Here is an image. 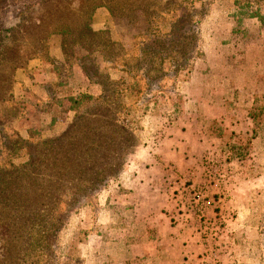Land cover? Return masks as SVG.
Wrapping results in <instances>:
<instances>
[{
  "label": "rangeland",
  "instance_id": "1",
  "mask_svg": "<svg viewBox=\"0 0 264 264\" xmlns=\"http://www.w3.org/2000/svg\"><path fill=\"white\" fill-rule=\"evenodd\" d=\"M36 2L0 0V163L5 165L27 162L33 143L62 132L76 112L93 108L101 91L81 69L79 58L86 51L69 42L63 48L58 34L45 43L37 39L44 45L33 57L20 55V45H28L22 39L34 35H22L19 20L29 18V6ZM243 2L150 0L146 27L143 20L133 26L126 17H114L106 6L83 18L93 30L124 44L128 61H135L151 39L147 30L168 34L182 8L193 9L199 54L193 53L176 76L167 60L161 79L148 70L149 53L131 72L97 55L104 73L125 83L122 103L110 107L136 137L127 144L120 173L67 207L53 253L40 264H264V20L237 13ZM259 4L264 16V1ZM201 9L207 12L204 18ZM199 58L213 76L209 85H195L191 92L182 81ZM223 66L229 67L224 84L218 81ZM191 97L194 103L187 100ZM256 97L261 111L251 117ZM194 110L198 118L191 117ZM182 124L190 134L179 137L184 145H177V168H171L172 145L164 136L181 132ZM19 139L24 142L15 144ZM181 154L192 158L180 167ZM134 166L140 169L136 180L144 181L137 186L139 195L120 185L127 180L121 179L123 172ZM180 168L194 172L188 176ZM143 189L155 191L151 205L140 194ZM126 209L131 216L120 215ZM126 237L138 247L125 252L118 241Z\"/></svg>",
  "mask_w": 264,
  "mask_h": 264
},
{
  "label": "trees",
  "instance_id": "2",
  "mask_svg": "<svg viewBox=\"0 0 264 264\" xmlns=\"http://www.w3.org/2000/svg\"><path fill=\"white\" fill-rule=\"evenodd\" d=\"M263 1L244 0L237 13L262 21L264 16L259 14V3ZM97 6H106L114 17H126L132 25L143 20L146 27L151 19L150 0H38L29 6V18L19 20L21 34L35 36V39L34 36L22 39V42L27 40L28 45H20V55L33 57L42 44L37 39L45 43L49 35L58 34L63 48L69 42L86 51L79 58L81 69L89 81L101 86V91L93 108L76 112L62 132L33 143L27 162L0 163V264H40L48 260L57 241L58 229L65 221L67 207L108 184L124 165L127 144L136 133L120 121L119 111L113 112L110 104L120 106L119 96L126 86L124 81L113 80L104 73L97 55L104 62L120 63L131 72L141 66L145 54L149 53L148 70L153 69L161 79L166 75L167 60H171V73L176 76L193 53L199 54L193 9L187 11L181 7L183 12L172 23L168 34H161L150 26L152 29L147 31L151 39L143 44L140 58L128 61L124 44L110 39L104 30H93L83 20ZM198 12L200 17L207 15L205 9ZM111 96L115 101H110ZM68 100L72 106L76 103L71 97ZM258 102L257 97L253 99L251 117L257 115V109L261 111ZM14 141L15 144L24 142Z\"/></svg>",
  "mask_w": 264,
  "mask_h": 264
},
{
  "label": "crops",
  "instance_id": "3",
  "mask_svg": "<svg viewBox=\"0 0 264 264\" xmlns=\"http://www.w3.org/2000/svg\"><path fill=\"white\" fill-rule=\"evenodd\" d=\"M228 68H229L228 66H223V67H221L219 69L221 71V78H219L218 81L223 80V84H224V74L225 73H228L229 74V71H228L229 69ZM211 69H212L211 67L209 69V68L206 67V65H204V66L201 65V58L197 59L194 62V66L191 68V70H190V72H189V74L187 76V79H185L184 82L182 81L183 85L185 87H188L189 86L191 88V92H194V90H197L198 87H202V85H205V86L209 85L210 80H211V78L213 76V71H210ZM231 71H233V70H231ZM228 83H230V81H228ZM195 85L198 86V87L193 88V86H195ZM194 97H196V96H194ZM194 97L188 98L187 100H189V102H193L191 100H193ZM193 113H194V116H191V117L192 118H198L199 115L197 113V110H194ZM182 117H184V114L183 115L182 114L179 115L175 119H171V122L173 124L176 123L177 120L179 122V120ZM183 126L184 125L182 124V127L180 128L181 132H176V131L175 132H172V131H170V132H167L166 135L164 136L165 138H167V141L169 143H171V145H172L171 146V149H169V151H171V152L173 151V161L175 162V164L174 165H170L171 168H174V167L177 168L176 164H177L178 159H177V157H175L176 156V148H177V145L180 142L183 144V142L181 140H179V137L185 138V137H188V135L190 134V132L187 133V130L188 129L187 128H183ZM157 143H158V141L156 140V144ZM150 147H149V149H152ZM144 148H145L144 152H147L146 146ZM178 150L180 152V149H178ZM152 157H155V155H153ZM191 158L192 157L190 155H188V156L182 155V154L179 155V162L181 163L180 167L182 166V163H185V164H186V162L189 163V161L191 160ZM159 165H160V163H159ZM159 165H157L156 168L159 169V167H158ZM180 169L181 170H186L187 171L186 173L188 174V176H190L192 174V172H194V170H192L191 168H187V169L180 168ZM130 170L133 171V172H130ZM130 170L127 169V170H125L123 172V174L121 176V179L122 178H125L127 180H126L125 184H123L122 182H120V185L122 187H124L125 189H127V190H125V192L130 193V191L132 190L133 192L136 191L137 194L139 195L137 186H138V184H143V186H144V181L141 182L142 180H136L137 179V177H136L137 174H135V173H138L140 171V169H138L137 166H134V168L132 167V168H130ZM168 170H169V168H168ZM155 180L157 181V183L160 181L159 178H155ZM141 192L142 193H140V194L143 195V197H149V205H151V195L155 191H152V190L151 191L150 190L149 191H144V189H143ZM127 193H125V194H127ZM158 195H160V194L158 193ZM161 199H163V197H161ZM170 199H172V198H170ZM168 202H170V200ZM162 203H163V200H161V204ZM145 204L146 203H144L143 208H148L147 205L145 206ZM168 206L170 207L169 209L171 210L172 209L171 205L168 204ZM120 215H123V216H131L132 215V212H131V210L126 209L125 212L124 211L123 212H120ZM111 244L115 245V242H111ZM120 244H123L125 246V252H126V249L127 250L128 249L131 250L134 247H138V244L136 245L134 242H131V239H129L127 237L126 238H123V242L118 241V245H120Z\"/></svg>",
  "mask_w": 264,
  "mask_h": 264
}]
</instances>
